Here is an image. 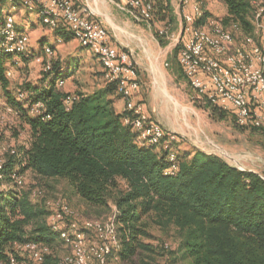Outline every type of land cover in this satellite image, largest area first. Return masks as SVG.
<instances>
[{"label": "trees", "instance_id": "1", "mask_svg": "<svg viewBox=\"0 0 264 264\" xmlns=\"http://www.w3.org/2000/svg\"><path fill=\"white\" fill-rule=\"evenodd\" d=\"M222 1L227 9L220 20L223 26L238 24L245 33L252 32L254 0ZM153 2V18L155 11L161 18L169 16L171 0ZM209 16L205 11L204 18ZM156 36L162 38L158 31ZM11 57L0 56V89L7 93ZM57 70L54 61L53 71ZM58 76L69 75L59 72ZM58 76L44 87L28 85L23 98L8 95L9 104L28 127L29 138L15 153L6 154L0 169V262L8 263L12 254L20 257L16 243L35 240L53 246L57 240L44 201H35L34 190L26 187L24 175L30 171L42 179L68 181L90 206L115 207L121 237L117 256L123 262L137 255L142 264L160 261L147 260L158 251L150 242L149 229L155 223L175 230L174 262L264 264V175L199 148L178 153V170L166 174L167 152L139 144L131 126L124 123L128 112L115 106L121 97L115 83L105 81L93 92L73 93L57 86ZM69 93L77 98L67 108L64 98ZM39 99L49 117L31 113V104ZM208 104L221 117L233 114ZM16 176L23 177V186ZM55 255L45 264H54Z\"/></svg>", "mask_w": 264, "mask_h": 264}, {"label": "built area", "instance_id": "2", "mask_svg": "<svg viewBox=\"0 0 264 264\" xmlns=\"http://www.w3.org/2000/svg\"><path fill=\"white\" fill-rule=\"evenodd\" d=\"M20 1L31 9H37L42 22L49 28H59L69 32L82 47L91 50L103 67L104 78L115 83L118 93L125 101L124 123L131 126L136 139L144 147L157 146L167 152L169 168L166 174H174L179 167L178 151L175 143L179 135L167 130L155 121L144 102L137 100L141 89L138 63L133 53L111 44L107 28L90 11L78 7L76 0H0V56L11 57L18 63L29 48V35L17 25L11 14L5 13L4 2ZM135 20L151 22L153 0H122ZM186 5L181 15V45L179 63L191 87L212 104L233 112L236 123L241 126L264 127V2L254 0V28L245 33L241 26L233 24L225 28L220 20L205 17L202 3L182 0ZM16 7L15 5L13 6ZM180 7V4H179ZM170 26L160 29L162 36L169 34ZM58 42L64 38L59 36ZM40 57L43 71L53 74L55 51L52 45L44 47ZM11 72L8 70V76ZM65 84L59 78L57 86ZM1 88V84H0ZM25 93L21 91L19 97ZM77 96L69 93L64 105L70 108ZM31 113L46 115V104L39 99L31 104ZM17 112L6 103H0V117ZM16 148L3 147L0 155V169L7 153H15ZM238 167V166H237ZM241 168V167H239ZM19 186H23L22 176H16ZM4 189L7 188L2 184ZM35 201H44L49 210L48 224L68 251L55 255L54 264H111L118 258L121 237L115 215L108 219H81L75 210L62 198L50 199L42 190L32 193ZM171 248L169 243L164 244ZM20 257L12 254L8 263L0 264H45L47 258L55 254L53 246L35 240L16 243ZM153 264H167L156 261Z\"/></svg>", "mask_w": 264, "mask_h": 264}, {"label": "rangeland", "instance_id": "3", "mask_svg": "<svg viewBox=\"0 0 264 264\" xmlns=\"http://www.w3.org/2000/svg\"><path fill=\"white\" fill-rule=\"evenodd\" d=\"M189 1L202 3L203 7L213 12L218 19L227 12L222 0ZM256 1L264 2V0ZM110 3L116 7L112 2ZM176 4H180V7L178 9L172 7L168 17L161 18L155 11L153 18L156 22V28L153 30L155 36L156 31L170 26L169 34L161 36L163 43H161V39L159 40L156 37L163 46L167 44L173 45L171 52L164 60V62L166 61L169 64L165 65L163 62L162 65L167 76L166 86L173 98L165 92V84L162 78H159L162 82L160 87L165 93L158 92L157 83L151 75L148 77L146 70L145 74L148 78H146L145 82L141 80V86L144 93L148 96V112L155 121L162 122L167 130L174 131L179 135V140L174 144L179 155L182 156L186 152H192L194 148H199L208 153L218 154L235 166L264 175V128L241 126L236 123L233 114H225L221 117L219 113L212 110L208 100L191 87L185 76L179 63V46L181 45L182 36L181 15L186 4L182 0H175ZM14 5L16 6L15 8L13 7ZM4 9L5 13L13 15L17 25L27 32L29 35V46L33 52L41 53L46 43L57 44L56 34L42 22L37 9H31L20 1H5ZM81 9L84 10L83 7ZM94 17L98 20L96 15ZM100 22L108 28L107 23ZM176 48H178L177 56H175ZM8 65L11 72L9 76L11 81L8 93L0 89V103L3 105L10 103L8 95L18 97L19 93L28 85H37V83L47 77V74L42 71L41 59H33L28 64H24L23 61L18 63L9 61ZM79 75V80H75V84L79 82L84 84L86 80L85 74L81 72ZM69 85L67 83L66 87ZM66 87L63 88L62 86L60 88L66 90ZM156 90L157 94H155ZM121 100L119 99L120 103ZM28 138V127L25 124L23 125L18 112L5 114L0 117V155L3 147L11 146L17 149L27 144ZM24 178L27 188L42 190L50 199H64L81 219L96 218L106 220L113 217L116 211L115 207L102 210L101 208L88 205L76 193L74 187L64 179H42L36 177L30 171L24 175ZM2 189H4V186ZM149 230L152 234L150 242L158 251L153 255V260H147L151 261V263L160 260L168 262V264H180L178 261H173L176 257L174 252L178 246L175 230L173 228L164 230L155 223H152ZM166 242L171 246L168 251L163 249ZM53 250L55 254H61L67 252L68 248L62 242L56 240ZM140 257L137 255L133 260L124 262L119 258H112L111 264H142Z\"/></svg>", "mask_w": 264, "mask_h": 264}, {"label": "crops", "instance_id": "4", "mask_svg": "<svg viewBox=\"0 0 264 264\" xmlns=\"http://www.w3.org/2000/svg\"><path fill=\"white\" fill-rule=\"evenodd\" d=\"M110 2L115 4L116 7L111 5ZM76 3L78 7H83L84 11L92 12L94 16L96 15L98 20L107 23L108 28H106L107 30L109 29L108 33L111 44L121 49H127L133 53L138 63L139 76L142 82H145L146 78L150 77L151 75L158 85V92H167V94L173 98L167 89V76L165 75L164 69L162 67L163 62L171 52L173 45L167 44L163 46L153 34V30L156 28L155 19H153L151 22H139L135 20L122 0H116V2L115 0H76ZM171 7L178 9L179 4L175 5V0H171ZM204 10L208 11L213 18H216L213 12L207 8H204ZM224 14L220 17V19H216L221 20ZM231 27L232 26L229 28ZM53 31L56 34V39L59 36L64 38L63 42L57 41L56 45H52L55 51V62L59 71L57 70L53 74L46 73V79L33 86H46L49 80L55 76H58L60 72L61 75L67 74L69 76L66 79L62 76H58L56 79V84L59 78H63L65 80L63 88L66 87L67 83L68 85L70 84L68 87H66L65 91L67 92L80 91L90 93L102 87L105 84V78L103 67L98 57L91 50L82 47L78 40H76L69 32L65 31L64 29L59 28ZM47 45L51 44L46 43L44 47ZM43 54L44 50L37 54L33 52L29 46L28 51L21 56L20 60L23 61L24 64H28L33 59L40 60V57L43 56ZM164 64L166 65L169 63L165 61ZM146 70L148 77L145 74ZM81 72L85 74L84 76L86 77V80L84 81V84L83 82L75 84V80H79L78 78ZM159 78L163 79L166 89L165 92L160 87L162 82L159 80ZM155 94H157V90L155 91ZM119 99H122L121 103L119 102ZM136 99L144 102L146 108H149L148 96L144 93L142 86L137 93ZM115 106L118 111H124L125 101L122 96L116 99Z\"/></svg>", "mask_w": 264, "mask_h": 264}, {"label": "water", "instance_id": "5", "mask_svg": "<svg viewBox=\"0 0 264 264\" xmlns=\"http://www.w3.org/2000/svg\"><path fill=\"white\" fill-rule=\"evenodd\" d=\"M241 169H243V168H241Z\"/></svg>", "mask_w": 264, "mask_h": 264}]
</instances>
